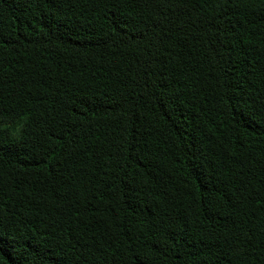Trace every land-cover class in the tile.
Returning a JSON list of instances; mask_svg holds the SVG:
<instances>
[{"label": "trees", "instance_id": "trees-1", "mask_svg": "<svg viewBox=\"0 0 264 264\" xmlns=\"http://www.w3.org/2000/svg\"><path fill=\"white\" fill-rule=\"evenodd\" d=\"M0 264H264V0H0Z\"/></svg>", "mask_w": 264, "mask_h": 264}, {"label": "rangeland", "instance_id": "rangeland-1", "mask_svg": "<svg viewBox=\"0 0 264 264\" xmlns=\"http://www.w3.org/2000/svg\"><path fill=\"white\" fill-rule=\"evenodd\" d=\"M15 125H14V127H16L17 126V123H14ZM17 128V127H16Z\"/></svg>", "mask_w": 264, "mask_h": 264}]
</instances>
